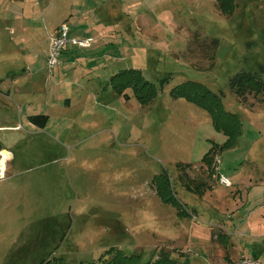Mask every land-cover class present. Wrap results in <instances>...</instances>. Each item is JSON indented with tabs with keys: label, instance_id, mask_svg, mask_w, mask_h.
Returning <instances> with one entry per match:
<instances>
[{
	"label": "rangeland",
	"instance_id": "374dc122",
	"mask_svg": "<svg viewBox=\"0 0 264 264\" xmlns=\"http://www.w3.org/2000/svg\"><path fill=\"white\" fill-rule=\"evenodd\" d=\"M233 3L227 15L216 0H0V87L11 88L0 94V150L10 152L0 151V264H93L110 248L144 260L165 252L188 264H264V94L241 102L228 88L242 70L264 81V0ZM62 20L56 30L92 24L76 37L92 41L67 45L73 62L50 70V34ZM126 69L154 84L151 102L113 89L112 75ZM187 80L222 92L241 123L212 172L202 158L226 137L205 111L171 97ZM34 115L48 116L45 127ZM164 174L187 216L156 195L153 178ZM208 187L217 189L205 209L218 220L198 213ZM242 202L230 220L229 204Z\"/></svg>",
	"mask_w": 264,
	"mask_h": 264
},
{
	"label": "trees",
	"instance_id": "16d2710c",
	"mask_svg": "<svg viewBox=\"0 0 264 264\" xmlns=\"http://www.w3.org/2000/svg\"><path fill=\"white\" fill-rule=\"evenodd\" d=\"M219 8L224 14L231 15L234 12V0H216ZM264 70V69H261ZM111 86L117 90L120 95L125 89H131L132 94L140 104H147L152 101L156 95V88L153 83L145 80L139 71L134 69L121 70L110 79ZM229 90L238 99L243 102L247 93L264 94V81L257 72L239 71L228 80ZM170 95L173 98H183L192 103L197 108L205 111L210 119L213 128L226 137L223 145L214 144L203 156L202 162L207 169L211 171V163L216 152L233 148L240 136L241 123L238 117L226 110L222 105V92L215 93L206 88L203 84L193 80L184 81L174 86ZM125 98H128L125 95ZM29 121L40 127H45L48 117L46 115H34L28 117ZM180 166V165H178ZM184 167H189L185 164ZM212 172V171H211ZM154 191L160 201L173 206L177 210V216H187L189 213L182 209V205L177 200L173 191L168 174L155 176L153 178ZM186 190L191 188L188 182L184 184ZM198 185L195 187V193L202 195ZM40 264H56L52 260H43ZM93 264H188L186 260H177L165 252H159L153 260H144L141 255L126 252L120 249L110 248L102 254Z\"/></svg>",
	"mask_w": 264,
	"mask_h": 264
},
{
	"label": "crops",
	"instance_id": "0c3cea01",
	"mask_svg": "<svg viewBox=\"0 0 264 264\" xmlns=\"http://www.w3.org/2000/svg\"><path fill=\"white\" fill-rule=\"evenodd\" d=\"M70 12H69V10L66 12V14H65V16H67V15H69V16H72L71 14H69ZM59 18H60V16H59ZM58 18V19H59ZM79 19V18H78ZM62 22H64V20H62V21H60L58 24H56L55 26H53V30H52V32H51V34H50V37H52V35L53 34H56V29H57V27L62 23ZM66 22V21H65ZM81 26V25H80ZM91 27L92 26V24H89V25H85V26H82V27H78V28H73V25L71 24L69 27H68V36L69 37H72V38H76V37H79V32H80V30L78 31V29H82V32H85L86 31V27ZM84 30V31H83ZM78 34V35H77ZM84 39H91V38H84ZM91 41H92V39H91ZM67 47V46H66ZM61 56H62V63L60 64L61 66H64L67 62H70V63H72L73 62V57H75L76 56V54H75V50H73V49H68V48H64V50L62 51V53H61ZM63 64V65H62ZM60 67V66H59ZM55 68H58V67H55ZM55 68H53V70L55 69ZM50 70H52V69H50ZM24 73H22V74H26L28 71H27V67L24 69ZM115 74V73H114ZM18 76H20V75H17V76H15L14 78H12L13 80L16 78V77H18ZM12 79H11V81H12ZM6 88V90H4L2 87H0V94H3V95H5L6 97H9L10 95H11V88H10V86L8 85V86H6L5 87ZM10 88V89H9ZM70 104V103H69ZM48 117V116H47ZM48 121V120H47ZM5 151H7L8 153H9V155H10V152L8 151V150H6V149H4ZM237 186H238V184H237ZM227 188V187H226ZM238 188H239V186H238ZM216 189L217 188H211V187H208L207 189H206V191L204 192V194H203V196H202V198L207 194V193H209V194H211V195H215L216 194ZM205 199L203 198V200H202V202H201V200H200V198L198 197V213H203V211L205 210L206 212H207V214H211L209 217L211 218V219H217L218 220V217H216L217 215L219 216V214L214 210V209H210V210H208L209 208L208 207H205L206 206V204L203 202ZM200 202V203H199ZM229 205H231L232 206V208H233V210H232V217L231 218H229L230 220H233V217H236L237 219H239V218H241V215H239V213L237 214V212H238V210L241 208V207H243V202L240 204V205H238V206H236L235 205V203H233V204H229ZM205 208H208V209H205ZM236 210V211H235ZM213 215H216V216H213ZM234 220H236L235 218H234ZM225 222H227L226 224V226H227V230L228 231H230L231 232V235H229L228 233V235L227 236H229V238L231 237L232 239L235 237V235H233V232H232V229L235 227L234 226V223L233 222H231V221H225ZM243 249V248H242ZM243 252H244V249H243ZM246 254V253H245ZM247 256H249L248 254H246ZM252 255H254V256H256L254 253H252ZM257 258H258V256H256Z\"/></svg>",
	"mask_w": 264,
	"mask_h": 264
},
{
	"label": "built area",
	"instance_id": "2783aa9c",
	"mask_svg": "<svg viewBox=\"0 0 264 264\" xmlns=\"http://www.w3.org/2000/svg\"><path fill=\"white\" fill-rule=\"evenodd\" d=\"M91 39L72 38L68 36V27L62 24L56 34L50 38L49 53L46 57V66L48 69L59 67L60 56L67 45L86 48L90 45ZM218 163V162H217ZM219 182L222 186L229 187L230 182L223 176L219 175ZM238 264H259L257 260L243 258Z\"/></svg>",
	"mask_w": 264,
	"mask_h": 264
},
{
	"label": "water",
	"instance_id": "95a60500",
	"mask_svg": "<svg viewBox=\"0 0 264 264\" xmlns=\"http://www.w3.org/2000/svg\"><path fill=\"white\" fill-rule=\"evenodd\" d=\"M0 151H5L4 149H1Z\"/></svg>",
	"mask_w": 264,
	"mask_h": 264
}]
</instances>
